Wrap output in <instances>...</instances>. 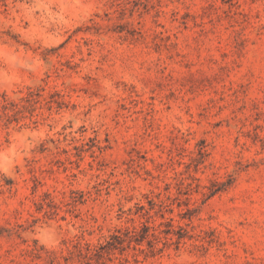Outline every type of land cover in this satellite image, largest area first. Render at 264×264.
Returning <instances> with one entry per match:
<instances>
[{"label": "rangeland", "instance_id": "374dc122", "mask_svg": "<svg viewBox=\"0 0 264 264\" xmlns=\"http://www.w3.org/2000/svg\"><path fill=\"white\" fill-rule=\"evenodd\" d=\"M0 264H264V0H0Z\"/></svg>", "mask_w": 264, "mask_h": 264}]
</instances>
